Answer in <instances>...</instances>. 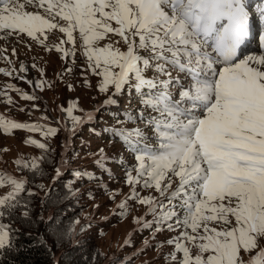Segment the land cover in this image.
<instances>
[{
	"label": "snow or ice",
	"instance_id": "1",
	"mask_svg": "<svg viewBox=\"0 0 264 264\" xmlns=\"http://www.w3.org/2000/svg\"><path fill=\"white\" fill-rule=\"evenodd\" d=\"M54 30L66 39L46 43ZM0 32V40L15 36L17 43L26 35L46 50L61 53V59L71 57L73 64L79 50L84 71L98 77L94 87L105 97L103 102L90 112L80 108L78 100L68 101L67 109H59L67 116L56 121L58 127L39 122L47 121V116L21 123L0 115L5 135L24 130L49 140L63 130L54 181L67 170L68 152L79 156L72 138L103 112L120 125L102 130L109 135V144L119 140L136 162L128 165L122 154L109 157L104 148L88 153L99 157L96 167L109 180L115 179L110 164L120 165L125 173L130 191L116 205L115 215L127 218L132 210L129 201H134L146 208L133 218L137 232L149 230L152 239L163 231L177 232L155 246L173 247L165 255L169 264H264V0H0ZM74 33L81 42L78 47ZM257 39L258 52H240L242 45ZM6 51L0 48V61L9 67L0 68V74L41 91L45 85L52 87L44 79H27V66L21 63L17 71L3 54ZM12 51L15 55V48ZM32 68L43 78V69L36 64ZM83 87L93 88L88 75ZM11 92L25 101L39 99L35 92L7 83L0 89L3 103H15ZM124 97L125 108L112 111L120 108ZM133 99L138 108L132 106ZM90 131L96 133L95 128ZM25 144L37 147L42 155L17 159V169L44 177L41 165L53 164L54 149L34 139ZM81 180L99 181L113 201L121 195L120 189H109L103 177L86 169L72 170L66 194L77 196L73 185ZM29 183L27 177L0 172V187L9 188L0 197V264H14L11 256L21 250L16 245L18 230L4 220L19 211L22 223H36L31 198L37 193L27 187ZM36 187L45 190L43 184ZM143 190H154L158 196L141 195ZM89 198H94L91 192ZM38 219L48 227L50 218L41 213ZM89 227L77 219L65 230L53 228L52 234L57 242L68 239L78 246L81 242L75 237ZM132 235L125 239V247L132 246ZM41 245L46 246L43 234L33 246ZM150 246L145 238L136 255ZM99 255L93 254L91 264ZM111 259L112 264H130L132 257Z\"/></svg>",
	"mask_w": 264,
	"mask_h": 264
},
{
	"label": "rangeland",
	"instance_id": "2",
	"mask_svg": "<svg viewBox=\"0 0 264 264\" xmlns=\"http://www.w3.org/2000/svg\"><path fill=\"white\" fill-rule=\"evenodd\" d=\"M27 10L34 11L32 8H28ZM54 32L55 34L50 38V41L46 43H59L58 38L66 39V37L59 33L58 30H54ZM2 34L3 33L0 32V35ZM74 35L77 36L76 44L78 47L81 43L78 39V33H74ZM20 39L22 43H17L15 36L10 37L8 40H0V48L7 49V51L3 54L13 62L11 66H14L18 71L20 64L23 63L28 68V72L26 74L27 79H31L33 81L44 79L50 81L52 83V87L45 85L43 91H41L40 89H36L34 84L30 86L23 80L13 79L12 77H6L0 74V89H2L7 83H14L17 85V87L23 89L29 94L35 92V94L39 97V99L35 101H25L20 99V97L15 92H11L10 95L13 97L15 103L13 105H8L3 103L2 99H0V115L21 123H33L34 121L37 122L39 121L40 117L47 116L49 118L47 121L39 122L47 123L56 127V121L62 120L67 116L66 111L62 113L59 111V109L61 107L67 109L68 101L78 100L79 107L90 112L94 111L93 106L95 104L103 102L105 97L96 92L94 87L98 77L91 76L90 73H86L84 71L86 64H84V57L80 55L79 50L76 53V63L73 64L71 57L61 59V53L56 52L54 49L52 51L46 50L43 46L37 44L35 41H32L26 35H22ZM251 45L253 46L252 49L247 51L250 48L249 45L245 47L246 51L241 52L245 55L253 54V50L258 52V39L255 42H251ZM64 47L70 48L72 45H64ZM13 48H15L16 51L15 55H13ZM33 64H36L37 68L43 69V78L37 69L32 68ZM3 67H9V65L0 61V68ZM69 67L73 69L71 73H67L66 71ZM62 73H64V75L61 79L60 77ZM16 75L17 73H13V76ZM84 75H88L93 85L92 89L83 87ZM69 84L73 85L72 90H69ZM93 97L96 99H93ZM126 100L127 97L121 99L120 108H113L112 111L124 109ZM132 106L135 108L139 107V104L135 99H133ZM20 108H23L24 111H19ZM29 113H31V115H29ZM74 114L80 115L81 113L76 112ZM103 114V112L97 113L96 120L92 123L84 124L83 127L95 125ZM103 119L107 122L104 128H110L113 125L120 127V125L116 124L113 119H108L107 116L106 118L103 117ZM126 126L131 128L134 125L128 124ZM83 127L72 138L71 143L73 150L76 146L77 148L81 149L82 154L87 155L86 151L88 150L93 149L95 152H97L100 148H104L105 153L109 157L114 155L119 157L122 154L125 162L128 165H133L136 163L132 153L127 151L122 143V145L119 143L109 144V142L101 143L102 139L98 138L100 134H88V136L85 137L86 140L83 142L84 145H80V143L77 144L75 139L78 138ZM141 127H143V125H141ZM20 131L24 130H13L11 134L5 135L2 130H0V172L6 171L16 178H21L23 175L16 171L15 161L21 157L25 159L26 156L28 158L37 157L35 149H32L29 147V145L24 143L25 140L31 139L32 135L29 134V132H24L23 136L22 134H18ZM57 135L58 141L53 143L55 144L54 150L58 151L59 154L63 151L61 143L65 139V134L63 130H60ZM33 138H36L39 141L41 140L42 136H35ZM70 153H72V151L68 152V154ZM111 165L115 179L109 180V178H106L104 183L109 189H120L121 195L116 196L115 200L113 201L109 198L107 192L101 189V197H99L94 203V209L91 210L88 215L86 213V216H94L95 210L98 206V213L94 217L101 219L109 216L110 219L115 220V223L104 229V232L101 233V235L96 233L97 231H94L96 234H92V236L96 239L100 252L103 254L102 264H108L110 258L119 255H122L123 258L126 256H131L133 259V261L130 262L131 264H169V262L165 260V255L171 253L174 250L173 247L167 245L166 243L164 244V247L160 249H157L155 246L157 243L165 242L169 238L178 235V233L163 231L156 234L155 239H152L149 230L137 232L136 225L133 223V218L136 216H142L145 213L146 208L143 206V209H140V205L136 204L134 201H129L132 210L127 218L122 219L119 215H115L113 213V210L118 211V209H116V205L119 204V202L129 193L130 188L125 184V173L121 166L118 164ZM8 191V187H0V197L6 195ZM152 191L154 190H143L141 191V195L152 194L158 196L155 191ZM43 195H46V193L44 192ZM41 213L43 214V211L42 209H39L38 215L40 216ZM43 216L46 217L44 214ZM147 219L151 220L152 217L148 216ZM129 233H133V243L131 247H125L124 241L128 237ZM145 238H148L151 246L146 250L141 251L140 255L137 256L136 253L138 250L143 249V241Z\"/></svg>",
	"mask_w": 264,
	"mask_h": 264
},
{
	"label": "trees",
	"instance_id": "3",
	"mask_svg": "<svg viewBox=\"0 0 264 264\" xmlns=\"http://www.w3.org/2000/svg\"><path fill=\"white\" fill-rule=\"evenodd\" d=\"M105 115L108 119H113L112 116L103 114L95 125L84 126L78 138L75 139V142L77 144L80 143V145H84L82 142L86 140L85 137H87L88 134H100L98 138L102 139L101 143L109 142V135L102 131L104 126L107 124V122L103 119V117L106 118ZM55 126L58 127L57 125ZM90 128H95L96 133L91 132ZM24 132L27 131H20L18 134H22L24 136ZM29 134L32 135L31 139L34 140L37 139L33 137L41 135L39 132H29ZM39 141L48 144L50 149H54V143L58 141V135L56 134V136L50 138V140H44L41 138ZM114 143H119L122 145L119 140H116ZM29 147L35 149L37 156L36 158L42 155L41 150L37 147L30 145ZM74 150H76L75 152L79 153V156L73 158L72 153L68 154L67 158L69 164L67 166V170L59 179L55 181L53 180V177L55 176V162L59 160V154L56 150H54L51 157L53 164L43 163L41 165L46 173L44 177H33L32 174L26 169L18 170L17 166H15L16 171L19 174L23 175V177H27L30 180V183L27 187L31 188V190L37 193V195L31 198V217L33 221H36V223H22L21 212L19 211L16 212L12 218L4 220V223L10 224L12 229L18 230L16 245L18 248H21V250L17 254L11 256V261H13L14 264H86V260L88 264H91L94 253L100 254L97 257L96 264H102L103 254L100 252L96 239L92 236V234L98 233L101 235V233L104 232V229L115 223V220L110 219L109 216L101 219L94 217L98 213L99 207H97L94 216L92 217L91 215L86 216V213L88 215L91 210L94 209V203L99 197H101V189L104 191L105 189L99 181L90 183L87 180H81L73 185L75 189H78V195L73 197L66 194L64 186L65 182L71 179V173L73 169H86L95 173L97 177H103L104 182L108 176L96 167L95 161L99 157L88 155V153H96L95 150L91 149L86 151L87 155L82 154L81 149L77 148L76 146L74 147ZM29 159L30 158L26 156L25 160ZM111 166L112 165L110 164L109 167L111 168ZM39 184H43L45 186L44 191H41L36 187ZM44 192L46 195H43ZM90 192L94 197L92 199L89 198ZM42 200L44 201L43 204H41ZM140 207V209H143L142 205H140ZM39 209H42L43 214L46 215V219L50 218L48 220L47 228L45 222H41L38 219ZM77 219L82 225H90L87 231L75 237L76 241L81 243L78 246H74L72 241L68 239H61L59 242H57L56 237L52 234L53 228L65 230L72 222ZM94 231L97 232L94 233ZM41 234H43V238L47 247L43 245L34 247V244H38ZM48 248L51 249L50 252L48 251ZM116 257L118 259L123 258L122 255ZM132 261L133 259L131 262ZM108 264H112L111 258L109 259Z\"/></svg>",
	"mask_w": 264,
	"mask_h": 264
}]
</instances>
